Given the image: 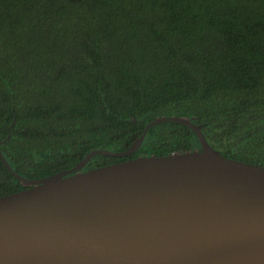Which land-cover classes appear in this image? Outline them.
<instances>
[{"label": "trees", "instance_id": "trees-1", "mask_svg": "<svg viewBox=\"0 0 264 264\" xmlns=\"http://www.w3.org/2000/svg\"><path fill=\"white\" fill-rule=\"evenodd\" d=\"M171 115L264 167V0H0V152L18 175L122 151ZM193 148L191 129L158 122L81 170ZM21 188L0 162V195Z\"/></svg>", "mask_w": 264, "mask_h": 264}, {"label": "water", "instance_id": "water-1", "mask_svg": "<svg viewBox=\"0 0 264 264\" xmlns=\"http://www.w3.org/2000/svg\"><path fill=\"white\" fill-rule=\"evenodd\" d=\"M164 121L199 149L81 170L134 153ZM0 162L23 186L0 195V264H264V167L220 154L188 117H156L124 150L36 179Z\"/></svg>", "mask_w": 264, "mask_h": 264}]
</instances>
